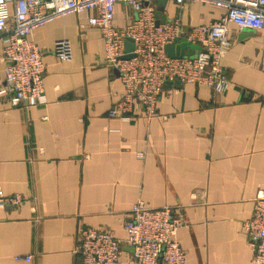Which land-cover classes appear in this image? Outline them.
<instances>
[{"label":"crops","instance_id":"0c3cea01","mask_svg":"<svg viewBox=\"0 0 264 264\" xmlns=\"http://www.w3.org/2000/svg\"><path fill=\"white\" fill-rule=\"evenodd\" d=\"M223 12L166 1L161 15L189 31ZM133 16L119 4L113 25L123 28ZM227 30L223 93L172 85L153 115L138 110L129 121L107 115L124 89L86 13L32 33L45 66V103L26 109L0 100V190L23 198L0 210V264H78L81 228L111 232L123 244L122 264H130L123 224L137 201L181 215L176 239L187 264H254L242 224L264 190V30ZM61 39L72 45L68 63L53 52ZM3 76L0 42V82Z\"/></svg>","mask_w":264,"mask_h":264},{"label":"built area","instance_id":"2783aa9c","mask_svg":"<svg viewBox=\"0 0 264 264\" xmlns=\"http://www.w3.org/2000/svg\"><path fill=\"white\" fill-rule=\"evenodd\" d=\"M156 0H0V42L4 76L0 82V100L26 109L45 103L42 52L30 39L32 33L54 19L69 14L86 13L88 24L98 29L104 42L105 63L118 72L124 92L108 111L110 118L131 120L139 110L147 116L155 113V104L168 82L205 85L213 93L228 87L220 60L232 44L227 25L249 31L264 30V0H164L182 7L189 3H208L222 9L221 18L189 31L174 20L157 24ZM130 8L123 28L113 25L116 6ZM184 38L199 51L192 56L171 58L165 49ZM130 39L132 57L125 55ZM53 52L64 63L72 60L68 39L55 42ZM20 195L6 196L0 190V210L18 208ZM181 215L170 207L150 208L137 201L123 224L125 246L131 248L130 264H187L186 253L176 236ZM254 264H264V190L253 201L250 217L242 224ZM78 264H122L123 244L111 232L81 228L73 251ZM28 259V258H27Z\"/></svg>","mask_w":264,"mask_h":264},{"label":"water","instance_id":"95a60500","mask_svg":"<svg viewBox=\"0 0 264 264\" xmlns=\"http://www.w3.org/2000/svg\"><path fill=\"white\" fill-rule=\"evenodd\" d=\"M166 1L158 0V10L155 13V17L157 19V24L165 23L164 17L161 15L162 7H164ZM133 50V45L130 39H127L125 42V55L121 57L123 60L130 59L132 55L130 54ZM200 47L198 45H192L191 43L187 42L184 38H180L177 41L173 42L172 44L168 45L165 49L167 55L171 58H178L184 56H192L194 55L195 51H199ZM178 81L168 82L166 83L163 88H169L172 85H178Z\"/></svg>","mask_w":264,"mask_h":264}]
</instances>
